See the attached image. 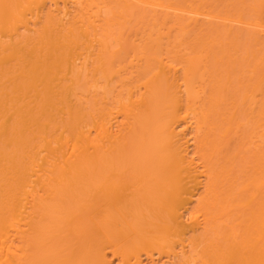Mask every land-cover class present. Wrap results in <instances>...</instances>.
Here are the masks:
<instances>
[{
  "label": "bare ground",
  "instance_id": "1",
  "mask_svg": "<svg viewBox=\"0 0 264 264\" xmlns=\"http://www.w3.org/2000/svg\"><path fill=\"white\" fill-rule=\"evenodd\" d=\"M0 264H264V0H0Z\"/></svg>",
  "mask_w": 264,
  "mask_h": 264
},
{
  "label": "rangeland",
  "instance_id": "2",
  "mask_svg": "<svg viewBox=\"0 0 264 264\" xmlns=\"http://www.w3.org/2000/svg\"><path fill=\"white\" fill-rule=\"evenodd\" d=\"M141 27V21H129L125 22L121 27H117V29H121L126 32V34H133L137 32V30Z\"/></svg>",
  "mask_w": 264,
  "mask_h": 264
}]
</instances>
